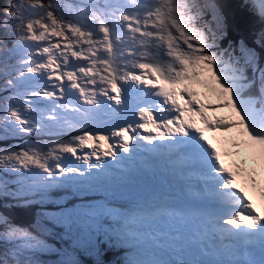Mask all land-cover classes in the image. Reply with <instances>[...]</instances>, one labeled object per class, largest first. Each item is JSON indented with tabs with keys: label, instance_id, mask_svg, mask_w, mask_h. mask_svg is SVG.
Masks as SVG:
<instances>
[{
	"label": "snow or ice",
	"instance_id": "6c2138e0",
	"mask_svg": "<svg viewBox=\"0 0 264 264\" xmlns=\"http://www.w3.org/2000/svg\"><path fill=\"white\" fill-rule=\"evenodd\" d=\"M253 7L264 21V0ZM256 41L264 47V28ZM7 138L22 141L0 147V198L13 206L59 189L105 196L60 217L76 244L61 264L104 245L133 254L120 264H264V63L244 39L231 42L217 0H10L0 14ZM156 163L205 211L181 258L145 262L157 234L142 226L188 214L161 194L126 212L108 197ZM46 250L0 212V264H38Z\"/></svg>",
	"mask_w": 264,
	"mask_h": 264
},
{
	"label": "trees",
	"instance_id": "16d2710c",
	"mask_svg": "<svg viewBox=\"0 0 264 264\" xmlns=\"http://www.w3.org/2000/svg\"><path fill=\"white\" fill-rule=\"evenodd\" d=\"M7 0H0V11L6 6ZM78 2L74 0L73 3ZM224 11L229 24L230 37L232 43H237L240 39H244L250 47L256 49L260 56L261 63H264V47H261L256 41V37L260 30L264 28V21H256L254 16L243 6V0H217ZM250 15V16H249ZM234 39V40H233ZM14 144H17L19 139L11 138ZM7 139L0 140V147L6 143ZM48 204V202H45ZM10 198H0V209H4L5 213L13 219V221L21 226L28 227L33 230L34 234H39L40 238H44L49 246V250H54L55 253L41 251L36 255L38 264H61L65 258L64 252L76 247L74 240L69 236L65 225L60 220L63 211L62 203L58 202L56 206L50 205L51 211L57 212L58 215L47 218L46 212L50 209L44 208V203H33L28 206L16 204ZM33 216H35L34 221ZM32 221V224H31ZM36 226L35 227H33ZM40 231L43 236L40 235ZM76 259L80 264H97V261H102L103 264H120L121 258L115 248L109 245L102 246V251L99 255L91 251H84L81 249ZM45 258V260H39ZM54 262V263H52Z\"/></svg>",
	"mask_w": 264,
	"mask_h": 264
},
{
	"label": "rangeland",
	"instance_id": "374dc122",
	"mask_svg": "<svg viewBox=\"0 0 264 264\" xmlns=\"http://www.w3.org/2000/svg\"><path fill=\"white\" fill-rule=\"evenodd\" d=\"M70 3V2H69ZM22 141L21 140H19L18 141V143H21ZM17 143V144H18ZM12 145H15L14 144V141H13V139H10V142L8 143V145H6V146H4V147H9V146H12ZM44 206H47L48 207V209H51V207L49 208V205L48 204H44ZM1 207V206H0ZM2 208V207H1ZM0 212H4L5 213V211H4V209H0ZM6 214V213H5ZM56 215H58L57 214V212H55V211H51V210H48L47 212H46V217L47 218H51V217H53V216H56ZM34 219H35V216H33V220L32 221H34ZM32 221H31V224H32ZM33 227H35L36 228V226H34L33 225ZM40 235H42L43 236V234H42V232L40 231ZM42 240H44V238H41ZM47 251V250H46ZM85 251V250H84ZM47 252H52V253H55V251L54 250H52V251H47ZM77 257V256H76ZM39 260H45V258H40ZM52 263H54V262H52Z\"/></svg>",
	"mask_w": 264,
	"mask_h": 264
},
{
	"label": "clouds",
	"instance_id": "9594fccd",
	"mask_svg": "<svg viewBox=\"0 0 264 264\" xmlns=\"http://www.w3.org/2000/svg\"><path fill=\"white\" fill-rule=\"evenodd\" d=\"M188 205H190V204H188Z\"/></svg>",
	"mask_w": 264,
	"mask_h": 264
}]
</instances>
